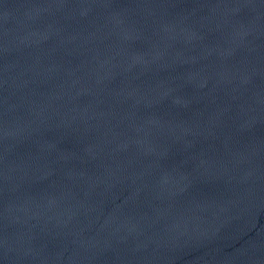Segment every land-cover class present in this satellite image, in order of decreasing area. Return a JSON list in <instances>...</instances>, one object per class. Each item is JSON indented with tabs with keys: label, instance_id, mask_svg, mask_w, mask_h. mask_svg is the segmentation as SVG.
Segmentation results:
<instances>
[{
	"label": "water",
	"instance_id": "1",
	"mask_svg": "<svg viewBox=\"0 0 264 264\" xmlns=\"http://www.w3.org/2000/svg\"><path fill=\"white\" fill-rule=\"evenodd\" d=\"M0 264H264V0H0Z\"/></svg>",
	"mask_w": 264,
	"mask_h": 264
}]
</instances>
